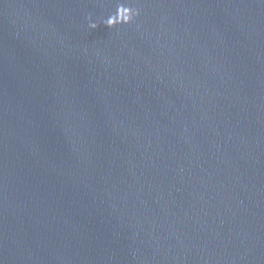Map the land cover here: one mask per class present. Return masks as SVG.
I'll list each match as a JSON object with an SVG mask.
<instances>
[{"label":"water","instance_id":"obj_1","mask_svg":"<svg viewBox=\"0 0 264 264\" xmlns=\"http://www.w3.org/2000/svg\"><path fill=\"white\" fill-rule=\"evenodd\" d=\"M0 264H264V0H0Z\"/></svg>","mask_w":264,"mask_h":264}]
</instances>
